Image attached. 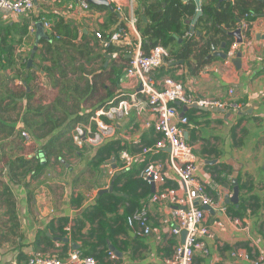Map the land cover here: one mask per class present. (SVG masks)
<instances>
[{"label":"crops","instance_id":"crops-1","mask_svg":"<svg viewBox=\"0 0 264 264\" xmlns=\"http://www.w3.org/2000/svg\"><path fill=\"white\" fill-rule=\"evenodd\" d=\"M236 1L238 0H209L206 4H213L219 11H223L236 4ZM244 1H249L252 5L250 10H254L255 5H264V0H242ZM87 3L89 8L85 9L80 0H39L32 13L11 15L2 20V36L4 30L10 33L8 43L14 47L15 64L0 71V264H28L34 253L65 258L70 248L95 257L98 264H169L176 247L183 241L182 234L172 233V206L150 202L151 196L160 190L167 187L178 189L177 178L167 167L165 184H150L139 178L140 170L151 161L161 160L163 164H167V154L149 155L131 168L120 169L122 152L138 154L143 147L154 144L160 137L154 131L155 116L149 108L134 110L129 117L118 122L113 143L101 152L102 146L94 147L86 143L83 147H78V152L64 148L63 158L52 156L48 159L42 150L48 138H36L24 123V114L30 103L36 106L52 105L54 98L64 94L62 87L52 85L51 78L44 70V67L52 66V55L46 53L43 41H53V27L58 22L78 32V37L68 40L86 51L84 58L75 63L77 73L74 78L77 75L85 76L80 85L84 87L85 81L92 80L94 74L104 73V77L97 81V93H87L83 97L80 103L82 109L77 115L86 116L99 110L103 102L107 103L120 94L134 92L135 83L126 76V68L139 46V40L141 46L143 43L139 22L134 28L136 34L129 32V37L113 42V45L123 48L114 53L115 57L95 37L96 31L108 29L110 12L105 16L107 10ZM142 7L137 10L139 15L144 12ZM114 13L120 21L111 28L116 32L121 30L123 27L117 29L120 23L128 27V18L118 10ZM254 14V17L244 15L237 19L238 26L239 20L243 27L242 43H238L234 36L225 34L224 30H231L226 24H218L219 35L200 25L202 14L194 31L191 28L195 15L183 20L182 33L175 35V40L168 48L161 45L170 55V50H180L187 40L201 41L203 36L209 43L206 55L201 53L205 43L202 40V45L194 47V53L188 59L177 55L171 56L170 62L166 59L165 64L157 70L156 77H173L198 97H233L245 104L242 111L228 110L229 113L189 108L183 116L189 119L188 124L178 122L184 129L186 141L198 157V178L207 184L210 197L226 207L225 212L213 207L212 211L206 210L205 223L211 227L214 237L206 240L210 255L205 257L197 253L195 264H250L236 259L234 254L246 253L252 257L264 250V230L261 229L264 223V7ZM41 21L51 23V28L45 27L50 39L42 38L38 41V50L29 67L28 60L36 43V24ZM144 21H148V17ZM30 26L35 27L34 32L30 31ZM24 28L28 32L21 35ZM224 36L226 38L217 43L219 37ZM55 37L66 38L59 31H56ZM229 38L234 39L231 45L238 44L236 57L239 51L242 52L241 68L233 62L236 57L223 59L212 55L214 51H224L223 42L228 44ZM152 45L151 41L147 42V49L144 51L150 52ZM210 55L212 56L209 57ZM6 57V52H2L4 61L7 60ZM26 62L30 73L25 77L30 74L32 77L29 84L25 85L26 94L21 97L18 93L22 92L20 87L25 84L21 72H26L22 69V64ZM117 68H122V74L112 75ZM230 90L234 91L232 96ZM178 107L181 119L184 108ZM56 114L63 116L61 112ZM75 117L73 115L68 118L53 135L64 132L67 122ZM23 130L30 133L31 140L22 136ZM40 152L43 156H39ZM21 157L41 159L42 163L48 162V165L38 176L30 173L25 177H15L13 181L10 170L12 164L13 169H17V160ZM112 158L116 160V169L110 164ZM230 162L236 163L238 169ZM111 171H114L113 176ZM117 172L120 174L114 183V191L120 195L113 194L118 199L108 196L111 192L99 195V190L112 184ZM234 178L240 184L239 205L243 207L242 211L238 209L241 206L234 208L231 206L234 204H224L225 194H233ZM4 185L10 186L14 194L15 217L9 212L5 197L2 196ZM110 201L123 203L120 206L125 209L112 219L101 216L102 213L109 215L105 208ZM144 205L149 206L147 220L152 231L150 235L140 238L132 234L126 218ZM99 209H104L105 212H100ZM234 213L245 214L240 217ZM99 218H107V224ZM166 219H169L168 224L164 223ZM232 219H239L241 223L235 224ZM216 220L223 221L224 227L216 226ZM108 251H113L118 260L111 261Z\"/></svg>","mask_w":264,"mask_h":264},{"label":"built area","instance_id":"built-area-1","mask_svg":"<svg viewBox=\"0 0 264 264\" xmlns=\"http://www.w3.org/2000/svg\"><path fill=\"white\" fill-rule=\"evenodd\" d=\"M39 0H0V24L2 20L11 15L21 16L32 13ZM81 5L89 8L85 0H80ZM118 10L122 9L119 0H107ZM120 13V12H119ZM46 28H51V23L45 21ZM30 31L34 32L35 27L30 26ZM122 29L115 32L111 38L113 43L121 39L119 33ZM97 37L104 49L109 47L110 42L105 41L100 33ZM140 38V36L138 35ZM2 35L0 34V41ZM238 44L234 43L227 49L228 58L234 59ZM116 57V55L114 54ZM169 52L161 45L145 53L140 45L129 60L126 68V76L134 81L135 89L130 94H120L109 100L107 107L100 108L90 117L86 125L75 126L72 134L74 144L81 148L86 143L94 147L103 146L106 142L112 141L116 137L118 122L129 117L134 110L140 111L147 107L155 116L153 124L154 131L160 135L155 143L142 148L138 154H129L124 151L120 154L122 170L133 167L138 161L149 155L167 154V164L161 160H154L143 167L139 172V178L148 183L165 184L167 177L165 168H169L179 182V188L167 187L153 194L150 198L151 203H167L172 206L170 210L175 235L186 231L185 240L175 249L174 256L169 264H195L197 253L207 257L210 255V248L206 243L207 239H212L214 233L211 227L205 223L207 211L202 207L209 205L219 208L222 212L226 207L210 197L207 191V184L200 180L196 174L198 157L192 147L186 141L184 129L178 124L181 122L187 125L189 119L182 117L179 119L178 106L196 105L208 110L226 109L229 111L240 112L245 107L243 102L229 99L204 98L193 95L187 91L183 83L173 77L165 76L157 78L156 72L161 68ZM233 90H230L232 96ZM180 104V105H178ZM105 118L106 120H104ZM22 136L26 140H31L28 131L23 130ZM111 176L114 171H111ZM148 205L136 210L127 218V224L135 237H146L151 234V227L148 224ZM235 224L241 223L239 219H232ZM169 219L164 220L168 224ZM171 223V222H170ZM219 228L224 227L221 220L214 222ZM108 258L117 261V255L113 251H108ZM238 260L248 261L250 264H264V250L257 256H250L246 253L234 254ZM28 264H98L93 256L85 255L79 249L70 248L65 258L57 256H44L41 253H34Z\"/></svg>","mask_w":264,"mask_h":264},{"label":"trees","instance_id":"trees-1","mask_svg":"<svg viewBox=\"0 0 264 264\" xmlns=\"http://www.w3.org/2000/svg\"><path fill=\"white\" fill-rule=\"evenodd\" d=\"M91 6L97 7L94 5ZM249 7H252L249 1L242 2V0L236 1V4L232 5V7L230 8L224 9L223 11H219L213 4H206L203 7V16L200 17L199 23L200 25L206 27L208 30H213L216 35L220 32L218 24H226L227 28L235 30L238 27L237 19L239 17L241 18L244 15H252L254 17V13L262 11L264 5H255L254 10H250ZM97 8L108 10L111 14L108 29L105 31H96L95 37L100 41V39L97 37V33H100L102 35L103 40L109 41V47L105 50L109 54L113 55L114 53L123 50V48L117 47L111 42V38L116 32L115 29L111 28V26L117 24L120 20L118 19L117 15L114 12H111L108 8L104 6H98ZM142 9L144 10L142 14L144 16L139 19L140 25L138 26V28L140 30V34L143 41V51L144 49H147L146 46L147 42L149 41L152 42V47L156 45H163L164 47L168 48L169 44L175 40V35L182 33L181 29L183 28V20L186 18H193L197 12L195 3L193 1L188 0L185 3L182 0H158L155 3H145ZM234 11H238V13L235 14ZM145 17H148V21H144ZM61 23L62 22H58L53 27L54 35L52 34L51 36L53 41H43V44H46V53L52 55V66L44 67V70L46 71L48 77L51 78L52 85L54 87H62V91H64V94L58 95V97L54 98L52 105L42 106L41 104H39L36 106L30 103L23 118L26 127L32 132V134L36 138H48L47 142L42 147V150L45 152L46 157L48 159L52 156H55L56 158H63L64 148H69L72 152H78L80 150L78 147L75 146L73 142V130L78 124L89 122L90 117L96 112L95 110L94 112L89 113L83 117L77 115L82 109L80 103L87 93H97V90L95 89L97 87V81L104 77V73L94 74L92 80L87 79L85 81L84 87H82L80 83L85 80V76L77 75L76 78H74V75L77 73L75 63L76 61H79L80 59L84 58V56L86 55V51L83 50L82 46L77 47L73 42H71V40H68H73L78 37V32L70 28L68 25L63 26ZM122 27H124V23H120L117 29H121ZM56 31H59V33L63 34L66 38L57 39L55 37ZM27 32V28H24L21 35L27 34ZM0 34L2 35V26L0 27ZM9 34V32L4 30V34L2 36L3 38L0 42V67L3 70L15 64L13 52L14 47L12 44L8 43ZM225 38V36L224 38L219 37L217 43L224 40ZM202 40L205 41V43L201 48V53L202 55H206L209 50V43L203 36ZM202 40H187L185 45L180 50H170V55L167 58V61H172L171 56L173 57V55H177L180 58L188 59L190 55L194 53L193 48L202 45ZM233 40V38H229L227 44L228 47H230ZM2 52H6L7 60L5 61L2 59ZM144 52L149 53L146 51ZM22 69L26 70V72H21V76L23 77L25 83L23 86L20 87L22 88V92L18 93L21 97L26 94V91L24 89L25 85L29 84V80L32 77L31 74L25 77L27 73H30V69L27 70V62L22 64ZM79 69L81 70V67H79ZM120 73L122 74V68H117L114 69L112 75L117 74V76H119ZM27 95L32 96L31 94ZM101 105H103L101 108H104L107 107L108 104L103 102ZM57 112L63 113V116L57 115ZM73 115H76V117L70 119L67 122L68 124L65 127V131L57 135H53L54 131L60 128L67 121V119ZM103 119L106 120L105 118ZM112 143L113 141L106 142L102 146V148H100V152L103 149L109 147V145H111ZM109 155L110 153L107 155L106 158H108ZM17 161V169H13L12 164V168L10 170L13 181H15V177H25L27 174L30 173L34 174V176H38L39 174H42L44 168L48 165V162L42 163L41 159L32 160L29 158L21 157ZM2 196L5 197V202L9 207V212L15 217L16 203L14 199V194L10 186L4 185ZM108 196L118 199V197L115 196L113 193H109ZM101 204H104V202H102ZM231 206L235 208L241 206V204ZM238 209L242 211L243 207L241 206ZM99 211L105 212L104 209H99ZM237 214L238 216L242 217L245 213ZM237 214L235 215L237 216Z\"/></svg>","mask_w":264,"mask_h":264},{"label":"water","instance_id":"water-1","mask_svg":"<svg viewBox=\"0 0 264 264\" xmlns=\"http://www.w3.org/2000/svg\"><path fill=\"white\" fill-rule=\"evenodd\" d=\"M87 2H89L90 4L92 5H96V6H104L106 8H109L112 12H115L116 8L113 4L109 3L107 0H86ZM195 3L196 5V8H197V12H196V15L193 19V26H192V31H194L195 29V24L197 22V20L199 19L200 16H202L203 14V5H204V1L205 0H191ZM264 15V14H263ZM238 22H240L239 26L237 29L235 30H224L225 34L227 35H231V36H234L236 39H237V42L238 43H242L243 42V38H242V31H243V27L241 25V21L238 20ZM37 26V32H36V43H35V46H34V49L32 50V53H31V56H30V59L28 60V66L30 67L32 64H33V60H34V55L36 53V51L38 50V41L42 38L44 39H50V37L47 35V33L45 32V26H44V22H38L36 24ZM223 48L225 49L224 51H220V52H213L212 55L213 56H217V57H221L223 59H227L228 56H227V43L226 42H223ZM212 55H210L209 57H211ZM110 57V56H109ZM241 59H242V52L239 51L237 53V57L236 59L233 60L234 64L236 66H238L239 68H241ZM180 105V104H178ZM184 108V112L181 114V116L183 117L185 115V111H187L189 108H193V109H200V110H204V111H208V109L206 108H201V107H198L196 105H193V106H183ZM211 111H214V112H223V113H229L228 110L226 109H213ZM39 156H43V153L40 152L39 153ZM115 158H112V160L110 161V164H112V167L114 169L117 168V165L115 163ZM236 169H238V165L234 162H230ZM120 174V172H117L116 175L114 176L113 178V181H112V184L106 188V189H101L99 190V195L101 194H104V193H108V192H111V193H115V194H118L120 195L119 193L115 192L114 191V183L118 177V175ZM233 194L230 195V194H225V202L224 204L225 205H230V204H234V205H239V201H240V184H239V180L237 178H234L233 179ZM205 210L207 211H212V207L209 206V205H203L202 206ZM186 234L187 232L186 231H183L182 232V235H183V241L185 240V237H186ZM68 241V240H66Z\"/></svg>","mask_w":264,"mask_h":264},{"label":"rangeland","instance_id":"rangeland-1","mask_svg":"<svg viewBox=\"0 0 264 264\" xmlns=\"http://www.w3.org/2000/svg\"><path fill=\"white\" fill-rule=\"evenodd\" d=\"M157 0H119V4L121 6V10L119 11L121 14L124 15V17L128 18V27H123L122 31L120 34L121 39L124 37H129L130 33L129 32H134V28L137 25V23L139 22V19L142 18V15H139L137 10H139V8H141L145 3H155ZM209 0H205L204 4L208 3ZM138 7V8H137ZM142 12V11H141ZM109 15V11L107 10L105 13V16ZM2 26V24H0V27ZM1 42V41H0ZM2 70V68L0 67V71ZM94 193V192H93ZM95 194V193H94ZM123 203L121 202H114V201H110L106 204V208L105 211L109 212V215L107 216L106 214L102 213L103 215L101 216H106L109 219H112L113 216L118 215L119 212L123 213L125 211L123 206ZM113 207H115V209L113 210ZM133 213V211L131 212ZM130 213V214H131ZM127 215L128 216L130 215ZM112 215V216H110ZM107 218H99L100 221H104V223L107 224ZM126 218V217H125ZM126 218V220H127ZM261 229L264 230V223L263 226H261Z\"/></svg>","mask_w":264,"mask_h":264},{"label":"flooded vegetation","instance_id":"flooded-vegetation-1","mask_svg":"<svg viewBox=\"0 0 264 264\" xmlns=\"http://www.w3.org/2000/svg\"><path fill=\"white\" fill-rule=\"evenodd\" d=\"M196 15V14H195Z\"/></svg>","mask_w":264,"mask_h":264}]
</instances>
